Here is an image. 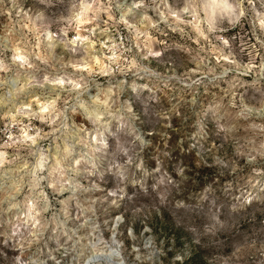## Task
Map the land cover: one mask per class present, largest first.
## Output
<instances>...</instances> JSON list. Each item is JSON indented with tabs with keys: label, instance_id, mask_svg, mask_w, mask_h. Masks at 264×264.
Instances as JSON below:
<instances>
[{
	"label": "clouds",
	"instance_id": "9594fccd",
	"mask_svg": "<svg viewBox=\"0 0 264 264\" xmlns=\"http://www.w3.org/2000/svg\"><path fill=\"white\" fill-rule=\"evenodd\" d=\"M29 3L0 25V264H87L114 218L126 264H264V0Z\"/></svg>",
	"mask_w": 264,
	"mask_h": 264
},
{
	"label": "rangeland",
	"instance_id": "374dc122",
	"mask_svg": "<svg viewBox=\"0 0 264 264\" xmlns=\"http://www.w3.org/2000/svg\"><path fill=\"white\" fill-rule=\"evenodd\" d=\"M30 3L29 0H17V7L15 8H6L2 15H0V25H13L15 22L20 19L21 15L28 14L30 12ZM103 79V77H101ZM178 80V78H177ZM180 87H192L190 83L180 82L178 80ZM17 86V81L14 78H9L6 85H4L3 90H10ZM103 85L96 80L89 81L87 84V91L89 93H94L97 89L101 88ZM203 91V89H200ZM156 134L150 129L148 130V136H155ZM147 138V137H146ZM174 157L176 153L172 154ZM192 159L189 162V167L192 169L190 175L199 173L195 178L203 183L204 173H210L211 169L207 165H199L195 159V154L192 153ZM2 179V178H0ZM237 195L239 193H236ZM91 249L85 255L87 264H126L127 253L124 249V243L120 234V221L118 218H114L112 222V229L107 235H99L97 238L90 242ZM140 243L144 250L150 251L153 248L154 241L152 236L144 232L140 237ZM32 264H47V261L43 256L38 253L33 255Z\"/></svg>",
	"mask_w": 264,
	"mask_h": 264
}]
</instances>
